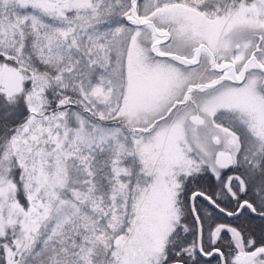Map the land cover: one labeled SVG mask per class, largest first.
Segmentation results:
<instances>
[{"label":"snow or ice","instance_id":"snow-or-ice-1","mask_svg":"<svg viewBox=\"0 0 264 264\" xmlns=\"http://www.w3.org/2000/svg\"><path fill=\"white\" fill-rule=\"evenodd\" d=\"M0 264H264V0H0Z\"/></svg>","mask_w":264,"mask_h":264}]
</instances>
